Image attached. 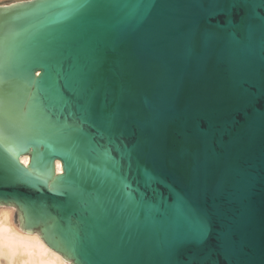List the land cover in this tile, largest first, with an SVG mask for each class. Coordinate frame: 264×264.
Wrapping results in <instances>:
<instances>
[{
	"label": "water",
	"instance_id": "95a60500",
	"mask_svg": "<svg viewBox=\"0 0 264 264\" xmlns=\"http://www.w3.org/2000/svg\"><path fill=\"white\" fill-rule=\"evenodd\" d=\"M77 3L0 5V205L70 264H264V3Z\"/></svg>",
	"mask_w": 264,
	"mask_h": 264
},
{
	"label": "bare ground",
	"instance_id": "6f19581e",
	"mask_svg": "<svg viewBox=\"0 0 264 264\" xmlns=\"http://www.w3.org/2000/svg\"><path fill=\"white\" fill-rule=\"evenodd\" d=\"M5 1L10 4L23 0H0V3ZM21 162L27 165L28 158L22 157ZM56 172L61 173L59 162H56ZM0 206V264L1 259L5 264H70V261L51 250L37 233L21 230L19 221L17 224L14 221L16 215L11 206Z\"/></svg>",
	"mask_w": 264,
	"mask_h": 264
},
{
	"label": "snow or ice",
	"instance_id": "6c2138e0",
	"mask_svg": "<svg viewBox=\"0 0 264 264\" xmlns=\"http://www.w3.org/2000/svg\"><path fill=\"white\" fill-rule=\"evenodd\" d=\"M87 2L88 0H84V3L73 4V12L79 11V9L83 8ZM261 2L264 3V0H261ZM206 231H207L206 224H204L202 221H197V228L190 233V238L191 239L202 238L203 235L206 233Z\"/></svg>",
	"mask_w": 264,
	"mask_h": 264
},
{
	"label": "rangeland",
	"instance_id": "374dc122",
	"mask_svg": "<svg viewBox=\"0 0 264 264\" xmlns=\"http://www.w3.org/2000/svg\"><path fill=\"white\" fill-rule=\"evenodd\" d=\"M1 4H2V5H3V4H8V2L5 1V2L0 3V5H1ZM0 207H2V206H0ZM11 207H12V206H11ZM12 209H14V213H15V215H16V216H14V221H16L15 223L17 224L19 220L17 219L18 217H17L16 209H15L14 207H12ZM17 220H18V221H17ZM1 263H2V264H5V261H4L3 259H1Z\"/></svg>",
	"mask_w": 264,
	"mask_h": 264
}]
</instances>
